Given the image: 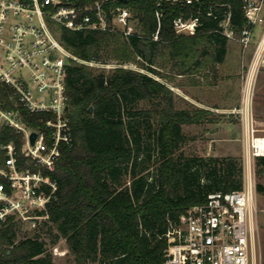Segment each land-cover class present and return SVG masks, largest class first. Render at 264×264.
<instances>
[{
  "label": "trees",
  "instance_id": "trees-1",
  "mask_svg": "<svg viewBox=\"0 0 264 264\" xmlns=\"http://www.w3.org/2000/svg\"><path fill=\"white\" fill-rule=\"evenodd\" d=\"M158 1L106 0V5L132 8L139 31L129 37L119 31L64 26L57 31L79 57L118 65L76 60L68 64L66 84L75 138L72 145H62L51 173L59 183L57 197L32 233L18 238L19 219L10 216L3 222L0 264H56L47 244L55 245L59 237L65 238L75 264H163L169 243L165 233L180 223L182 213L205 201L209 192L242 188L241 157L184 156L179 151L187 137L184 124L214 120L216 114L186 99L168 81L181 86L175 82L179 74L207 77L206 70L225 60L229 39L218 30L219 22L229 8L235 29H241L247 23L243 0H206L194 33L177 32L173 18L195 14V9L167 0L158 5ZM157 8L163 15L155 39ZM210 9L217 16L209 14ZM129 62L137 66H128ZM213 74L217 76V71ZM0 93L13 106L7 91ZM141 101L148 105L138 106ZM23 113L25 120L37 124V115L26 109ZM145 130L154 135L158 155L157 172L151 178L137 171ZM4 138L14 139L23 155L21 134L8 128ZM256 159L264 175V155ZM128 172L130 182L120 181ZM180 185L185 192L174 195ZM256 188L264 192V183L257 182Z\"/></svg>",
  "mask_w": 264,
  "mask_h": 264
},
{
  "label": "built area",
  "instance_id": "built-area-1",
  "mask_svg": "<svg viewBox=\"0 0 264 264\" xmlns=\"http://www.w3.org/2000/svg\"><path fill=\"white\" fill-rule=\"evenodd\" d=\"M167 1L195 9V14L173 18L177 32L194 33L202 22L199 12L206 0ZM243 10L247 23L241 29H235L229 8L218 27L228 39L248 47L255 25H262L241 101L229 109L243 124V186L209 192L205 201L182 213L180 223L172 224L165 233L169 243L163 264H259L254 249L257 207L252 161L264 155V119L254 109L253 82L264 54V0H243ZM207 12L217 16L211 9ZM156 15L158 26L153 37L158 39L161 8L156 9ZM63 26L119 31L126 37L139 31L131 7L106 5V0H0V90L7 91L13 103L9 106L0 97V223L10 216L35 223L48 216V205L57 197L59 183L51 173L62 145H72L75 138L66 84L68 64L76 60L105 67L118 65L116 61L86 60L73 53L57 35ZM24 109L37 115V124L25 120ZM8 128L21 134L22 156L15 140L4 138ZM33 131L36 136L32 142Z\"/></svg>",
  "mask_w": 264,
  "mask_h": 264
},
{
  "label": "rangeland",
  "instance_id": "rangeland-1",
  "mask_svg": "<svg viewBox=\"0 0 264 264\" xmlns=\"http://www.w3.org/2000/svg\"><path fill=\"white\" fill-rule=\"evenodd\" d=\"M261 31L262 26L259 24L255 25L249 47H244L237 39H229L228 54L225 60L214 69L206 70L207 77L202 73H198L195 76L179 74L175 82L181 83V86L174 85V82L163 78L186 99L201 106L212 107L211 109L216 114L214 120L184 124L183 129L187 137L179 149L184 156L198 154L239 156L242 159L245 174L243 124L240 117L236 113L229 112V109L238 105L241 101L243 86L255 59L254 52L258 46V37ZM249 53H252L251 56H249ZM127 65L137 66L133 62H129ZM163 69L167 71L166 67ZM215 71H217V76L213 74ZM253 85L254 109L258 117L264 119V54L260 57L254 73ZM182 104L187 105V102L182 101ZM143 105L148 104L144 101L138 104L140 107ZM151 129L153 131L155 125H152ZM148 130L143 133V145L145 148L138 155L137 171L146 173L151 178V176L155 177L157 172L158 155L154 135L149 134ZM252 170L256 190L255 206L257 207V212L253 218L255 228L254 249L258 263L264 264V192H260L256 188L257 182L264 183V175H260L258 171L256 158L252 161ZM130 179L131 174L128 172L124 173L120 181L128 180L127 183H129ZM184 192L185 189L181 185L173 190L174 195ZM40 219L35 223L29 219H19L17 224L18 238L32 233ZM3 225L4 223H0V227ZM41 233L46 234L45 231ZM46 238L50 239L47 234ZM47 245L52 252V262L56 264H75L65 238L59 237L55 245H51L50 242Z\"/></svg>",
  "mask_w": 264,
  "mask_h": 264
},
{
  "label": "water",
  "instance_id": "water-1",
  "mask_svg": "<svg viewBox=\"0 0 264 264\" xmlns=\"http://www.w3.org/2000/svg\"><path fill=\"white\" fill-rule=\"evenodd\" d=\"M90 108L93 109V106H91ZM35 136H36V132L33 131L32 134H31V141H32V142L34 141Z\"/></svg>",
  "mask_w": 264,
  "mask_h": 264
},
{
  "label": "crops",
  "instance_id": "crops-1",
  "mask_svg": "<svg viewBox=\"0 0 264 264\" xmlns=\"http://www.w3.org/2000/svg\"><path fill=\"white\" fill-rule=\"evenodd\" d=\"M260 25V24H259ZM262 26V25H261ZM261 33H262V31H261ZM261 33H260V35H259V37H258V41L260 40V36H261ZM251 44V43H250ZM249 47V46H248ZM228 52V51H227ZM255 53V52H254ZM228 54V53H227ZM250 55L249 56H251V54L252 53H249ZM227 56V55H226ZM210 108H212V107H210ZM218 109V108H217Z\"/></svg>",
  "mask_w": 264,
  "mask_h": 264
}]
</instances>
